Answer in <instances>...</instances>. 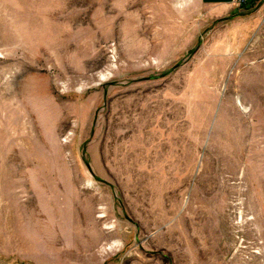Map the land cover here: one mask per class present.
<instances>
[{
	"label": "rangeland",
	"instance_id": "1",
	"mask_svg": "<svg viewBox=\"0 0 264 264\" xmlns=\"http://www.w3.org/2000/svg\"><path fill=\"white\" fill-rule=\"evenodd\" d=\"M0 264H264V0H0Z\"/></svg>",
	"mask_w": 264,
	"mask_h": 264
},
{
	"label": "crops",
	"instance_id": "2",
	"mask_svg": "<svg viewBox=\"0 0 264 264\" xmlns=\"http://www.w3.org/2000/svg\"><path fill=\"white\" fill-rule=\"evenodd\" d=\"M204 1H207L208 3L218 6L223 11L231 7V3H232V0H204Z\"/></svg>",
	"mask_w": 264,
	"mask_h": 264
},
{
	"label": "built area",
	"instance_id": "3",
	"mask_svg": "<svg viewBox=\"0 0 264 264\" xmlns=\"http://www.w3.org/2000/svg\"><path fill=\"white\" fill-rule=\"evenodd\" d=\"M248 0H232V3L236 6H242L247 3Z\"/></svg>",
	"mask_w": 264,
	"mask_h": 264
},
{
	"label": "water",
	"instance_id": "4",
	"mask_svg": "<svg viewBox=\"0 0 264 264\" xmlns=\"http://www.w3.org/2000/svg\"><path fill=\"white\" fill-rule=\"evenodd\" d=\"M250 7V5H247V8H249Z\"/></svg>",
	"mask_w": 264,
	"mask_h": 264
}]
</instances>
